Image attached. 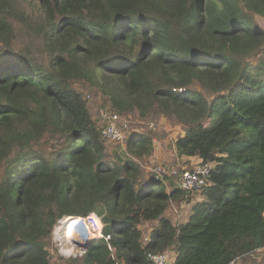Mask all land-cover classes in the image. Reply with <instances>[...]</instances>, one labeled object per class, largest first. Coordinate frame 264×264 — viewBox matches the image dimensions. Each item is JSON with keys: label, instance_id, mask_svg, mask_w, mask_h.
I'll return each mask as SVG.
<instances>
[{"label": "trees", "instance_id": "obj_1", "mask_svg": "<svg viewBox=\"0 0 264 264\" xmlns=\"http://www.w3.org/2000/svg\"><path fill=\"white\" fill-rule=\"evenodd\" d=\"M257 16L264 0H0V264H51L56 227L91 213L111 237L70 264H154L149 253L169 250L174 264H232L263 248ZM92 76L111 111L174 121L176 155L212 164L185 223L167 212L193 192L145 175L154 136L132 132L109 161L77 86Z\"/></svg>", "mask_w": 264, "mask_h": 264}, {"label": "rangeland", "instance_id": "obj_2", "mask_svg": "<svg viewBox=\"0 0 264 264\" xmlns=\"http://www.w3.org/2000/svg\"><path fill=\"white\" fill-rule=\"evenodd\" d=\"M258 23L264 28V18L257 16L256 17ZM17 24V23H15ZM20 25L17 24L16 27H19ZM22 28H19V31H21ZM40 62L44 61V58L42 56H40L39 54L36 56ZM101 81L98 80V78H96L95 76H92L91 78H83L81 80H77V86L81 87L83 90V93L85 94H89L91 96L90 102H89V107L92 113L93 118L97 121V126L99 127V124H101L102 120L99 118L100 117V111L103 109H106L109 101L108 98L103 94L102 92V83H100ZM201 86L198 85V89L202 90L200 88ZM130 122H131V128L134 129V132H140V133H145V134H149L151 136H154V138H156L157 140H155L156 142H161L162 146H160L159 148H155L154 151H156L157 149L160 150V152H157L158 155H161V158H157L155 157V152L153 151L151 156L148 158H144V161L142 162V165L147 167H154V165L162 163V164H171L170 162H172L174 159H171L172 161H167V154H168V147L171 146V144L175 143L176 138L181 134V129L179 126H177V124L174 123V121L162 116V117H151L148 120H142L139 116V112H134V113H130ZM155 124V131L150 130L149 129V124ZM167 132H170L167 134ZM171 134V136L169 135ZM164 135V136H163ZM167 135V138L165 137ZM161 136L162 139H159ZM126 141H124L123 143H117V142H110V141H106L105 143V147H106V153L108 155V159L110 162H117V159L119 156H123L124 152H126ZM154 143V141H153ZM159 143H156L159 144ZM167 145V146H165ZM164 149L162 150L161 148ZM157 147V146H156ZM177 163V162H174ZM172 163V164H174ZM144 167V171H145V175H146V170ZM193 194L195 195L194 197L198 201H195L192 206L187 205L186 203H182V206H176L175 208H171L172 211H170V213L172 214V218L173 220H176L179 223L182 222H186L189 220V218L191 217V215L194 212L195 209V205L197 202H199L200 200L205 199V196L202 197L200 194V192H193ZM192 194V195H193ZM186 201V200H184ZM153 223L152 222H148L142 225V228L145 232L146 238L145 241L149 240V236L151 230L153 229ZM62 236L61 231L59 229H57L54 233V237H53V241L51 243L50 246V255H51V264H70L68 262V256H65L61 253V249L65 248L67 246L73 247L71 244L68 245L66 243H61V239L60 237ZM78 241V240H76ZM81 242V241H78ZM82 243V242H81ZM75 245V244H74ZM77 246V245H75ZM170 255V264H172V260L174 258V253H169ZM175 260L177 259V253H175ZM67 257V258H65Z\"/></svg>", "mask_w": 264, "mask_h": 264}, {"label": "built area", "instance_id": "obj_3", "mask_svg": "<svg viewBox=\"0 0 264 264\" xmlns=\"http://www.w3.org/2000/svg\"><path fill=\"white\" fill-rule=\"evenodd\" d=\"M180 91H182V89ZM99 118L104 123L102 126V137L106 141L123 143L127 136L134 132V129L131 128L129 115H121L106 107V109L100 111ZM149 128L155 131V124H149ZM212 168L213 166L211 163H198L193 169H188L184 166L181 167L174 166L172 164L159 163L154 165V167L147 166L145 167V170L146 175L149 177L154 176L156 179L171 177L174 179L178 188L185 190L186 192H198L211 185L210 177ZM70 219L80 220L83 222L87 229V233H82L75 238L66 237V228L74 221H71ZM57 229H59L62 234L60 237L61 243H66L68 245L71 244L73 246L62 248L61 253L65 256L74 258L80 257L83 253H85L86 248L81 243L85 236L88 237V241L93 239L109 240L111 237L110 235L105 234L102 219L96 213H91L89 216L84 218H66L62 221L61 225L56 227L55 231ZM169 253V251L157 253L151 252L148 255L154 264H170ZM237 260L232 264H238Z\"/></svg>", "mask_w": 264, "mask_h": 264}, {"label": "crops", "instance_id": "obj_4", "mask_svg": "<svg viewBox=\"0 0 264 264\" xmlns=\"http://www.w3.org/2000/svg\"><path fill=\"white\" fill-rule=\"evenodd\" d=\"M168 133H170V132H167V134ZM170 136H171V134H169ZM166 138H167V135L165 136ZM155 140H157L156 138L154 139V147L155 148H159L160 146H162V143L160 142H156ZM156 143H159V144H157L156 145ZM157 146V147H156ZM165 146H167V145H165ZM155 148H154V150H155ZM162 150L164 149V146H163V148H161ZM153 150V151H154ZM155 152V157H157V158H161V155H158V153L157 152H160V150L159 149H157L156 151H154ZM167 161L169 160V161H172L171 159H174L172 162H170V163H173L174 161H176L177 163H181V164H183V166L184 167H187V166H189V165H196V164H198V163H200V159L197 157V156H193V157H187V156H183V157H178L177 155H176V153H175V148H174V143L173 144H171V146H169L168 147V154H167ZM169 158H171V159H169ZM201 195V194H200ZM202 196V195H201ZM202 197H204V196H202ZM197 198V197H196ZM195 197L191 200V202H187V201H181L180 202V205L178 204H176L175 203V201L171 204V206H170V208H169V210H168V212H167V216L168 217H170L172 220H173V218H172V214L170 213V211H172L171 210V208H175L176 206H182L183 204V202L184 203H186L187 205H189V206H192V204L195 202V201H198V199L197 200H194V199H196ZM174 222H178L177 221V219L176 220H173ZM179 223V222H178ZM182 223H185V222H182ZM182 223H179V224H182ZM154 225H155V223H153V226L152 227H154ZM147 236H150V235H148L147 234ZM169 252L172 254V253H174V258H173V260H172V264H174L175 263V251L174 250H169ZM237 262H238V264H264V247L263 248H260V249H258L255 253H253V254H251L250 256H248V257H244V258H239L238 260H237Z\"/></svg>", "mask_w": 264, "mask_h": 264}, {"label": "bare ground", "instance_id": "obj_5", "mask_svg": "<svg viewBox=\"0 0 264 264\" xmlns=\"http://www.w3.org/2000/svg\"><path fill=\"white\" fill-rule=\"evenodd\" d=\"M71 221H73V223H71L70 225H68V227L66 228L67 231L65 233L66 237H77L78 235H81L82 233H87V229L85 227V225L83 224V222H81L80 220H75V219H70ZM69 228V230H68ZM88 241V237H84L82 239V243H86Z\"/></svg>", "mask_w": 264, "mask_h": 264}, {"label": "water", "instance_id": "obj_6", "mask_svg": "<svg viewBox=\"0 0 264 264\" xmlns=\"http://www.w3.org/2000/svg\"><path fill=\"white\" fill-rule=\"evenodd\" d=\"M90 241L91 240H89L88 242H86V243H84V244H82L85 248H87L88 247V245L90 244Z\"/></svg>", "mask_w": 264, "mask_h": 264}, {"label": "clouds", "instance_id": "obj_7", "mask_svg": "<svg viewBox=\"0 0 264 264\" xmlns=\"http://www.w3.org/2000/svg\"><path fill=\"white\" fill-rule=\"evenodd\" d=\"M70 218H72V217H70ZM67 230V229H66ZM82 244H84V243H82ZM87 249V248H86Z\"/></svg>", "mask_w": 264, "mask_h": 264}]
</instances>
